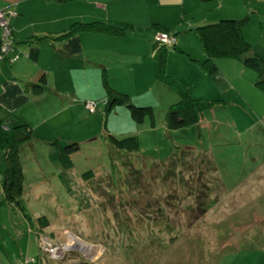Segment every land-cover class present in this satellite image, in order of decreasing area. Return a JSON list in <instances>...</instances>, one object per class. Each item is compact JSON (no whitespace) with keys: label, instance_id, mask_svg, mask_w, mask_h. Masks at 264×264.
I'll return each instance as SVG.
<instances>
[{"label":"rangeland","instance_id":"1","mask_svg":"<svg viewBox=\"0 0 264 264\" xmlns=\"http://www.w3.org/2000/svg\"><path fill=\"white\" fill-rule=\"evenodd\" d=\"M246 72L236 74L233 93L222 89L224 103L204 110L198 123L177 130H166L167 108L161 104L153 108L154 127L147 121L145 130L129 118L130 126L123 122L121 113L114 118V110L122 107L106 119L102 109L86 113L87 121L77 125L80 130L90 127L88 117L100 118L91 126L92 134L71 141L79 151L69 170L48 159L47 145L35 141L34 150L23 146L22 200L30 219L4 201L0 187V264L25 259H33L30 264H264V89L254 86L253 72ZM175 74L193 79L191 71ZM68 125L50 130L59 136L71 132ZM104 130L133 132L115 136L135 135L138 153L155 161L179 151L175 169L137 164L118 153L111 172L100 139ZM39 133L34 131L37 138ZM200 152L213 158L223 189L215 184L209 200L216 205L190 226L197 211L183 184H207L217 177ZM3 170L0 151V181ZM89 171L93 177L85 181L81 175ZM138 171L144 181L136 180ZM132 184L138 197L155 198L128 202L135 199ZM40 215L47 218V228L38 227ZM49 247L58 250L51 253Z\"/></svg>","mask_w":264,"mask_h":264},{"label":"crops","instance_id":"2","mask_svg":"<svg viewBox=\"0 0 264 264\" xmlns=\"http://www.w3.org/2000/svg\"><path fill=\"white\" fill-rule=\"evenodd\" d=\"M10 4L17 5L18 15L10 19V25L20 58L14 63L0 61V118L8 112L16 115L36 133L40 130L43 141H73L92 134L90 128L100 117H88V129L80 130L77 125L87 121L89 114L83 103L104 98L102 67L108 84L127 94L135 105L167 108L177 101L174 92L156 79L158 46L153 36L157 28L177 32L176 46L182 53L169 54L165 71L198 99H223L222 89L233 93L236 74L246 75L247 70L237 61L217 60V77L205 74L198 65L204 55L194 28L221 19L245 18L244 38L257 54L264 55V0H0V8ZM77 22H102L121 28L124 34L80 32L56 38ZM35 36L48 38L30 42ZM177 71L183 76L191 71L193 79L183 80ZM42 74L50 92L39 96L24 92V83H34ZM117 109L122 110H114V118L121 113L122 121L129 124L127 110ZM67 124L72 126L69 133L58 136L50 130V126Z\"/></svg>","mask_w":264,"mask_h":264},{"label":"trees","instance_id":"3","mask_svg":"<svg viewBox=\"0 0 264 264\" xmlns=\"http://www.w3.org/2000/svg\"><path fill=\"white\" fill-rule=\"evenodd\" d=\"M0 9H4L9 32L7 38V41H9V50L5 54V57H3L0 61L14 63L20 58V53L15 49L10 19L18 15L17 5L10 4L9 6H3V8ZM9 12H12L13 15H8ZM245 23V18L240 20L227 18L194 28L201 52L204 55L203 61L198 62V65L204 73H207L208 75H215L217 72V60L237 61L245 70L255 74L256 79L254 86L258 89H264V57L253 51L251 44L244 38L242 28ZM1 32L2 31L0 28V46L2 44ZM80 32H97L115 36H121L124 34V30L121 28L102 22H77L70 25L67 30H65L62 34H59L56 38L64 39ZM156 33L168 35L172 41L170 44H164L161 41H157L155 38ZM176 35L177 32L171 33L167 29L157 28L153 36V40L158 46L156 79L158 82L162 83L168 89L173 91L175 96H177V101L169 105L165 112L166 130H177L196 124L199 122L201 113L204 110L211 109L220 103H224L223 99L220 98L211 100H202L198 98L193 99L189 90L184 85L166 73L165 65L169 58V54L171 52L182 53L176 46ZM46 38L48 37L35 36L29 41L37 43ZM14 57H16V59H14ZM100 82L104 90V98L91 102L97 103V110L102 109V111H104L105 119L108 117V113L114 108L124 107L127 110L129 119L135 125L144 126L148 121L149 126L151 128L154 127L153 108L148 105H135L130 101L127 94L113 89L107 82V76L103 67L101 68L100 72ZM23 90L24 92H28L33 96L42 95L47 91L50 92L47 87V78L44 74H42L34 83H24ZM86 102L87 101L83 103L84 107ZM100 139L105 144L106 151L108 152L111 172L113 170L112 165L116 160V154L118 153L125 154L128 158L131 157V159H133L134 162H137V164H145L149 162L153 166L159 165L160 167L164 168L168 167L170 170L175 169V157L179 151L170 154L168 159L165 161H155L154 159L142 156L138 153L139 142L135 135L117 137L108 130H104ZM35 141L47 145V147H49V153L47 156L48 159L57 162L64 170H69L72 168V156L79 151V145L76 142L61 141L59 139L43 141L42 139L37 138L34 135V128L12 113L8 112L7 117L0 118V151L3 153L4 163V170L0 181L1 192L4 201L18 208L27 220H29L30 217L27 214L26 209H24L22 200V168L19 160V151L23 146H28V148L25 149L34 150ZM63 142H66V144ZM181 152L186 154L187 150H182ZM200 153H202L201 155L203 161L208 163L211 173H213V175H217V177L214 176V179H210L207 184H187L186 186L183 184V189L186 192L185 196L193 195L196 206L195 210L197 211V214L189 223L190 226L196 220H198V218L207 213L208 209H210L212 205H216L217 201L214 203V201L209 200V191L216 189L215 184L219 183L222 186V181L218 176L219 173L213 158L208 153ZM127 165H130L131 167V162H129ZM123 167L125 168V166ZM81 176L85 181H88L93 177V174L91 171H89L82 173ZM136 177V180L138 181H144V178H146L143 173H140L139 171L137 172ZM132 185L133 186L130 191L133 192L135 199H131V197H129L126 199L128 202L145 199L144 201L149 203V199L155 198L153 194L155 185L153 186L154 188H150V192L153 194L151 198L138 197L135 194V190H133L135 184ZM125 187L129 189L127 186ZM220 193L221 192L218 193L217 197L220 195ZM35 221L40 229H44L49 226V222L44 215L37 216ZM40 251L44 255L48 256L41 249ZM32 262L33 259H25L19 264H30Z\"/></svg>","mask_w":264,"mask_h":264},{"label":"built area","instance_id":"4","mask_svg":"<svg viewBox=\"0 0 264 264\" xmlns=\"http://www.w3.org/2000/svg\"><path fill=\"white\" fill-rule=\"evenodd\" d=\"M8 15H13V13L9 12ZM0 28H1V31H2L1 32L2 44L0 46V60H1L3 57H5V54L9 50V48H8L9 41H7L9 32H8L7 20H6V17H5L4 9H0ZM155 38H156L157 41H161V42H163L165 44H170V42L172 41V39L169 38L168 35H165L163 33H156ZM14 59H16V57H14ZM9 61H10V59H9ZM85 108H86V110L89 113H94L97 110V103L86 102L85 103ZM49 249H50L51 253L56 252V250H58V248L51 249V247H49Z\"/></svg>","mask_w":264,"mask_h":264},{"label":"water","instance_id":"5","mask_svg":"<svg viewBox=\"0 0 264 264\" xmlns=\"http://www.w3.org/2000/svg\"><path fill=\"white\" fill-rule=\"evenodd\" d=\"M187 149V148H186Z\"/></svg>","mask_w":264,"mask_h":264}]
</instances>
